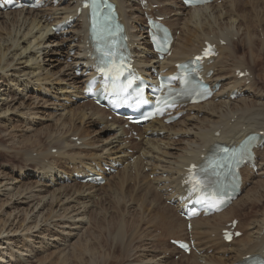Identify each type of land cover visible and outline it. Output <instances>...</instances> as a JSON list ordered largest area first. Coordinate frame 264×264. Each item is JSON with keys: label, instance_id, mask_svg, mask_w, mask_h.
I'll list each match as a JSON object with an SVG mask.
<instances>
[{"label": "bare ground", "instance_id": "6f19581e", "mask_svg": "<svg viewBox=\"0 0 264 264\" xmlns=\"http://www.w3.org/2000/svg\"><path fill=\"white\" fill-rule=\"evenodd\" d=\"M113 1L129 28L143 23L135 0ZM152 2L163 4L159 12L170 15L166 22L178 35L171 61L193 55L206 40H226L212 65L213 79L226 78L224 88L230 83L247 87L250 95L194 106L189 115L170 126L154 121L140 133L151 128L165 130L163 135L124 144L121 120L110 121L107 111L73 99L81 94L82 83L73 66L82 63L84 55L69 52L75 47L80 53L87 26L78 22L73 35L62 39L51 32L49 18L57 20L75 11L77 1L55 9L0 11V29L6 32L5 38L0 36V151L22 160L18 165L0 164V264L26 263L33 258L40 264H55L56 260V264H112L113 260L119 264H231L244 255L264 253V150L259 152L257 176L245 170L244 193L227 210L193 220V237L204 252L199 256L180 254L166 240L185 239L189 233L186 220L164 202L157 188L159 182L177 187L182 167L206 153L216 140L264 130V0H222L196 9H187L178 0ZM133 37H138L141 54H147L144 32L133 33ZM244 68L253 74L249 84L235 77V71ZM57 83L61 85L53 95ZM45 90L51 99L40 95ZM27 99H32L31 104ZM50 100L57 104H49ZM48 107L52 116L46 118L53 123L46 125L37 115L45 118ZM12 115L27 125L22 128L25 134L13 129L14 122L8 124L15 121ZM99 125L104 127L95 132L92 127ZM74 137L82 143L77 144ZM128 148L135 153H127ZM129 156L136 157L135 162L110 176L107 185L61 182L60 174L72 178L76 166L110 159L126 162ZM151 175L156 176L152 179ZM98 190L112 198L120 216L118 224L113 214L104 212L106 218H101L94 213L100 207ZM129 214L120 224L122 215ZM234 218L239 219L243 235L226 244L221 230ZM106 221L115 234L111 247L107 245L120 246L119 254L116 248L107 251L101 242L104 235L95 234ZM141 223L148 225L145 231ZM175 254H180L179 260L172 259Z\"/></svg>", "mask_w": 264, "mask_h": 264}, {"label": "snow or ice", "instance_id": "6c2138e0", "mask_svg": "<svg viewBox=\"0 0 264 264\" xmlns=\"http://www.w3.org/2000/svg\"><path fill=\"white\" fill-rule=\"evenodd\" d=\"M84 7L90 8L92 12V28L94 39L97 43V51L100 54V67L98 71L104 75L105 80L113 81V88H119V91L126 92L128 88L132 86V80L128 79L124 85H118L120 75L122 74V57L119 56L114 50V41L112 36L114 35L113 28L111 26V14L106 9H110L111 6L107 3V0H87ZM165 40H167V33H164ZM155 38V37H154ZM208 51H205L204 55H209ZM200 57L196 58L195 62H198ZM182 69L188 70V65L179 66ZM195 72V69L186 71L180 76H174L170 79L181 80L185 87L181 95H200V86L196 85L191 79V73ZM165 87H168L165 85ZM171 89L169 90L171 94ZM143 102L141 99L138 101ZM160 103L171 106L168 104L167 99H163ZM249 156V148L247 143H242L239 147L229 149L227 147L216 146L213 149L212 154L205 158L203 164L197 166L192 165L189 169V178L185 180V184L189 185L188 191L190 195H195L198 203H204L211 208H217L225 194L228 183H231L236 177V170L238 166L245 161ZM229 238H231L229 236ZM186 247L185 245H181Z\"/></svg>", "mask_w": 264, "mask_h": 264}, {"label": "rangeland", "instance_id": "374dc122", "mask_svg": "<svg viewBox=\"0 0 264 264\" xmlns=\"http://www.w3.org/2000/svg\"><path fill=\"white\" fill-rule=\"evenodd\" d=\"M2 35V37H4L5 38V35H6V32L3 30V29H0V36ZM235 41H237V40H235ZM239 46H240V49H241V51H242V44L241 43H239ZM257 47L259 48V41L257 42ZM261 49H264V46L263 45H261ZM240 51V52H241ZM43 57V56H42ZM263 58H264V55H263ZM54 70V69H53ZM262 84H263V80H261L260 81ZM58 85H61L60 83L58 84H56L55 86V89H53L54 91H52L51 93L54 95L55 93H56V88H58ZM31 90H32V88H31ZM14 92H12V94H13ZM32 95L33 93H29V95ZM48 98H50L51 99V97H48ZM28 100V101H27ZM26 101H27V104L29 103V104H31V100L32 99H27ZM21 100H19L18 101V103L17 104H15V106H18V104H19V102H20ZM34 102V101H33ZM51 102H53V103H51ZM61 102H62V100H61ZM55 102L53 101V100H50V102H49V104H54ZM55 104H57V102L55 103ZM50 106H55V105H50ZM51 107H48V108H46V109H44L45 110V112L47 113H43V114H45V118H40V115H37L39 118L37 119V120H42V122L43 123H46V125H48V124H50L49 122H51V121H47V120H49V118L47 119L46 117H49V116H52V109H50ZM60 109V108H59ZM63 109V108H62ZM43 110V111H44ZM41 112H42V110L40 111V114H41ZM49 113H51V115L49 114ZM58 114L60 113V112H57ZM49 115V116H48ZM12 117H14V120L15 121H11V122H9L8 124L9 125H11L12 124V122H14L12 125H13V129L14 130H16V132H18V134L20 133V135H23V134H25V132H24V129H25V126H27L25 123H24V121L22 120H19V122H17L18 121V118L15 116V115H12ZM17 119V120H16ZM45 120V121H44ZM21 125H20V124ZM48 123V124H47ZM51 123H53V122H51ZM19 124V126H17ZM15 125V126H14ZM39 125V126H38ZM20 126H23V127H20ZM37 126H38V128L39 127H41L42 126V124L40 125V124H37ZM15 127V128H14ZM20 127V128H19ZM100 127H102V126H93L92 128H93V130L96 132L97 131V129L98 128H100ZM104 127V126H103ZM22 128H24V129H22ZM1 152V151H0ZM3 154V155H2ZM3 156V157H2ZM8 157V158H7ZM11 157V158H10ZM14 157V156H13ZM10 154H8V153H6V151L5 152H1L0 153V164H6V163H12V162H14V163H12V164H16V165H18V163H20L22 160H18L17 158H13ZM152 176V175H151ZM153 179V178H152ZM131 184H133V183H131ZM107 185V184H106ZM99 191V190H98ZM98 195H99V209L97 210V211H95L94 213L96 214V213H98V215L102 218H106L105 217V215H106V213H108L106 216H108L109 214H113L114 216H115V218H116V220L118 219V218H120V216H119V213H117L116 212V209H115V206H114V203L112 202V198L109 196V195H107V194H105L104 192H103V190H101V192L99 191V193H98ZM105 197V198H104ZM100 198H102V199H100ZM106 199V200H105ZM103 200V201H102ZM105 200V201H104ZM102 202V203H101ZM104 205V206H103ZM103 206V207H102ZM109 206V207H108ZM107 207V208H106ZM257 207H259V204L257 205ZM98 208V207H97ZM128 210V206H126V209H125V213H126V211ZM104 212H106V213H104ZM113 212V213H112ZM128 212V211H127ZM115 213H116V215H115ZM103 215V216H102ZM124 216V217H123ZM126 217H130V214H129V216L128 215H122V217H121V219L119 220L120 221V224H121V221H122V219L124 218V219H126ZM100 219V218H99ZM109 219L110 218H107V220L109 221ZM101 220V222H103V220L102 219H100ZM119 222H118V220H117V224H118ZM104 224L105 225H101V227H97L96 229H95V234L96 233H98V234H96L97 236L98 235H100V236H98L99 238H101L103 235V237L101 238V239H103V240H101V242L103 243V244H105L104 246L105 247H107V251H110L112 248H116V251L118 252V254L120 253V246L118 247V245L116 244L115 246H114V243H113V245H112V248H110L111 247V244H112V242L115 240V234H114V229H112V227L111 226H109V222H104ZM103 226V227H102ZM119 226H121V225H119ZM130 226L132 227V225L130 224ZM145 226L147 227L148 225L146 224V223H141V226H140V228L141 229H143L144 231H145ZM105 227V228H104ZM109 227V228H108ZM131 227H129V228H131ZM155 227L156 226H153V228L155 229ZM100 228V229H99ZM107 228V229H106ZM102 229V230H101ZM106 229V230H105ZM108 229H110V231L108 230ZM140 229V230H141ZM104 230V231H103ZM161 229H158L157 230V233L158 234H161L160 232H158V231H160ZM103 231V232H102ZM101 232V233H100ZM105 232V233H104ZM106 232H109V233H106ZM161 232H162V230H161ZM111 233V234H110ZM102 234V235H101ZM110 237H109V236ZM114 238V239H113ZM165 238V237H164ZM106 239H107V241H106ZM166 240L168 241V243L169 244H171L170 243V238L169 237H166ZM107 243H106V242ZM105 242V243H104ZM110 242V243H109ZM117 242V241H116ZM160 243H162L161 241H159ZM107 244H110V247H108L109 245H107ZM21 245H22V243H21ZM114 246V247H113ZM110 250H109V249ZM51 250H53V249H51ZM211 251V250H210ZM210 251H209V253H210ZM116 252V253H117ZM176 255V254H175ZM180 255V254H179ZM175 257V256H174ZM36 258V257H35ZM34 259V258H33ZM31 259V261L30 262H26V263H28V264H36V262H37V260L36 259ZM172 259H174L173 257H172ZM180 259V256H179V258H178V260ZM35 260H36V262H35ZM54 261L56 260V259H53ZM57 261L58 260H56V263H57ZM114 261V263H112V264H119L118 262H115V260H113ZM40 261L38 260V262H37V264H40L39 263ZM26 263H24V262H21L20 264H26ZM55 263V264H56ZM47 264V263H46ZM49 264H51V261L49 262Z\"/></svg>", "mask_w": 264, "mask_h": 264}]
</instances>
